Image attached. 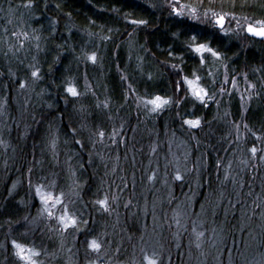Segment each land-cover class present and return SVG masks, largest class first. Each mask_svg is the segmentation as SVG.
Listing matches in <instances>:
<instances>
[{
    "label": "trees",
    "instance_id": "trees-1",
    "mask_svg": "<svg viewBox=\"0 0 264 264\" xmlns=\"http://www.w3.org/2000/svg\"><path fill=\"white\" fill-rule=\"evenodd\" d=\"M166 2L0 0V264H24L12 240L40 251L38 264H140L141 248L161 253L162 264H264V152H250L264 148L256 139L264 137V71H253L264 67V41L170 16ZM249 4L234 11L264 18V0ZM208 7L233 10L229 0H203L201 12ZM193 31L211 40L228 71L252 76L254 99L215 92L201 103L185 94L150 112L139 98L173 99L178 74L221 83L219 69L214 84L208 75L211 56L202 66L188 51ZM69 82L79 97L66 92ZM196 118L199 128L183 123ZM38 185L65 194L78 230L62 233L47 217ZM105 194L106 211L95 203Z\"/></svg>",
    "mask_w": 264,
    "mask_h": 264
},
{
    "label": "snow or ice",
    "instance_id": "snow-or-ice-1",
    "mask_svg": "<svg viewBox=\"0 0 264 264\" xmlns=\"http://www.w3.org/2000/svg\"><path fill=\"white\" fill-rule=\"evenodd\" d=\"M210 2H213V0H210ZM230 2V9L224 11L223 8H221L220 11L215 10L214 7H208L206 10L201 12V8L203 7V0H199V3L197 6H193L191 4H180V0H167L166 6L170 9L169 15L175 16L177 18L183 19L188 18L191 21L197 23V24H203V25H210L213 29H215L217 32L227 36L229 34H239L241 30L245 34L250 35L253 38H260L261 40H264V18H256L254 15L249 16L246 14L237 15L236 9L238 6L243 7H252L253 5L249 4V0H239V4L237 0H229ZM179 5V6H178ZM26 7L32 6V0H29V3L25 5ZM157 5L152 4L151 7L155 8ZM59 7V5H57ZM261 7H264V5H261ZM114 11H118L114 9ZM127 15L125 18H127ZM11 22V21H9ZM94 23V21H93ZM132 25H147L148 20L146 19H131L129 21ZM234 25V26H233ZM7 31V29H5ZM13 36H16L17 39H19L21 36L27 38V33H19V32H13ZM175 35V34H174ZM38 39V38H37ZM39 47V45H37ZM188 51L194 53L196 57L199 60L200 65H205V55H209L212 58H214L217 61L223 60V54L218 51L216 48L211 46V40L207 37L201 38L199 36V33L196 31H193L190 35V43L188 44ZM171 55V52L169 53ZM86 58L93 63L97 61V54L95 52H92L91 54H86ZM173 68H176V65H172ZM225 72L223 77V83L228 84L231 83L233 88L237 87L236 83V76L233 75L231 81L229 80V75L227 72L228 66L225 64L223 65ZM253 71L259 73L261 71H264V67L253 69ZM31 75L35 78H39L40 76V70L39 68H36L34 71H32ZM208 75L211 77L212 73L211 71L208 72ZM241 77L247 82V76L248 74L241 73ZM191 77L189 76H182L181 80L177 81V91H180V85L184 84L186 85L185 91L191 96L194 97L196 100L200 101L201 103L206 102L207 99H213L214 93H209L208 88H206L202 81V78L200 75H198L196 72L191 73ZM214 79V78H213ZM26 86L25 83H21L20 87L24 88ZM248 88L251 90H255L256 85L248 83ZM66 92L69 93L73 97H79L81 94L77 90L74 83L69 82L66 86ZM247 90V89H246ZM221 93H224L225 88L221 87L219 89ZM251 99V96L248 97ZM140 102L143 104V106L148 109L150 112H159L162 111L165 107L171 105L174 101L171 97H163L160 95H155L151 99H145V98H139ZM241 99L243 100L244 97L241 95ZM104 106L107 107V101L104 102ZM184 124L188 125L191 128H199L201 126V119H186L183 121ZM75 131V130H73ZM118 133L115 131V129L112 132V136L117 135ZM97 137L102 139L105 136V132L103 130H99L96 133ZM257 140H264V137L257 136ZM258 151L264 152V148L258 149L257 147L253 146L250 149V152L253 156L257 154ZM264 159V157H261ZM156 176L155 173H153L149 179L155 180ZM176 180H183V176L180 174L179 171H177L175 175ZM35 192L37 196L39 197L40 201L43 204V212L47 215L48 218H53L57 220V222L62 226L64 230H67L68 228H74L78 230V226L80 221H78V218L71 214L68 210L67 205L64 202V196L65 194L63 192H60L58 195H54L51 192H48L44 190L43 185H38L35 189ZM97 205L101 206L103 210H108L109 208V198L107 194L104 195L103 199H99L95 202ZM62 209L61 215H56V209L58 208ZM259 207V205H257ZM83 223H87V221H83ZM177 224H179V220H177ZM195 231V228L193 229ZM204 236V232H198L197 238ZM11 244L14 246L15 249V255L16 257L24 262V264H38V257L41 255L40 251L35 250L34 248L28 247L25 244H22L16 240H12ZM199 247V245H197ZM88 247L94 251L99 253L101 250V243H99L96 239H92L88 243ZM141 252L143 253L140 264H162L161 260V253L156 251L155 249H152L150 252L148 249L141 248Z\"/></svg>",
    "mask_w": 264,
    "mask_h": 264
},
{
    "label": "rangeland",
    "instance_id": "rangeland-1",
    "mask_svg": "<svg viewBox=\"0 0 264 264\" xmlns=\"http://www.w3.org/2000/svg\"><path fill=\"white\" fill-rule=\"evenodd\" d=\"M179 6V5H178ZM17 11V10H16ZM238 16L240 15V14H237ZM234 26V25H233ZM243 33L244 34V32H243V30H241L240 32H239V34L240 33ZM21 37H23V36H21ZM23 38H25V37H23ZM212 61H213V65H211V67L213 66V76H212V78H214L213 79V84H214V81H215V74H216V72L219 74V71H218V69L220 70V71H222V73H221V77H222V81H221V83H219V85L217 86V87H212V85L210 86V87H208L207 85H205V84H203L206 88H208V91H209V93H210V88H214V91H211V93H214L215 94V92L216 93H218V94H221V95H230L231 94V92L233 91V93L234 94H239L240 96L241 95H243V97H244V99H243V101H245V102H247V101H249L250 99L248 98L249 96H251V99H254V94H255V92L257 91V84H256V82H255V80H252L251 78H252V76L251 75H249V76H247V82L241 77V75H237L236 73H234V72H232V70L231 71H228V69H227V72H228V75H229V80L231 81V79H232V77H233V75H235L236 76V83H237V87L236 88H233V86H232V84L231 83H228V84H224L223 83V77H224V72H225V69H224V67H223V65H225L224 63V61L222 60V61H217V60H215L214 58H212ZM182 76H185V75H183V74H178V78H177V81H179V80H181V77ZM34 78V77H33ZM189 78H192V77H189ZM35 82L36 81H34V80H31V82H29V83H31V84H27V82H26V86L24 87V91H29V90H32V87L34 86V84H35ZM251 83V84H255L256 85V88H255V90H251V89H249L248 88V83ZM22 83H25V82H22ZM221 87H224L225 88V91H224V93H221L220 91H219V89L221 88ZM185 89H186V85H184V84H181L180 85V91H177V89H176V91L174 92V95H175V97L173 98V103L171 104V105H169V106H171V107H175V106H177L178 105V103L180 102V100H181V98L185 95V94H188L186 91H185ZM247 89V90H246ZM30 92V91H29ZM210 93V94H211ZM181 94V95H180ZM128 95H131V94H128ZM189 95V94H188ZM206 101H207V98H206ZM4 102H2V104H0V119H1V117L3 116V108H4ZM247 104H248V102H247ZM188 126V125H187ZM189 127V126H188ZM260 149V148H259ZM71 170V169H70ZM72 171V170H71ZM70 173V172H69ZM71 174V173H70ZM62 213L61 212H58V210H57V212H56V215H61ZM66 230H62L61 232L62 233H64ZM70 231V230H69ZM100 255H102L101 253L99 254V256ZM101 261H103V259L101 260ZM101 261H99V262H101ZM96 264V263H95ZM110 264V263H109Z\"/></svg>",
    "mask_w": 264,
    "mask_h": 264
},
{
    "label": "water",
    "instance_id": "water-1",
    "mask_svg": "<svg viewBox=\"0 0 264 264\" xmlns=\"http://www.w3.org/2000/svg\"><path fill=\"white\" fill-rule=\"evenodd\" d=\"M248 35V34H247ZM250 36V35H249ZM251 37V36H250Z\"/></svg>",
    "mask_w": 264,
    "mask_h": 264
}]
</instances>
